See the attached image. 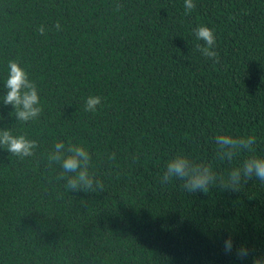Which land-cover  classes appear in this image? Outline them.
<instances>
[{
	"label": "trees",
	"instance_id": "obj_1",
	"mask_svg": "<svg viewBox=\"0 0 264 264\" xmlns=\"http://www.w3.org/2000/svg\"><path fill=\"white\" fill-rule=\"evenodd\" d=\"M193 3L186 14L184 0H0V130L37 142L23 159L0 147V264L264 259V182L207 194L160 183L177 153L210 163L218 181L264 158V0ZM199 26L214 31L219 62L197 50ZM9 60L37 86V120L3 104ZM89 96L101 97L94 113ZM220 134L255 136L254 151L221 161ZM57 142L88 150L102 189L66 188L48 159Z\"/></svg>",
	"mask_w": 264,
	"mask_h": 264
},
{
	"label": "clouds",
	"instance_id": "obj_2",
	"mask_svg": "<svg viewBox=\"0 0 264 264\" xmlns=\"http://www.w3.org/2000/svg\"><path fill=\"white\" fill-rule=\"evenodd\" d=\"M186 14L190 13L196 5L193 0H184ZM57 31L61 29L59 22L56 23ZM37 31L45 34V29L40 26ZM197 40L204 42V46L197 45V50L201 55L219 62V56L214 47L216 37L214 31L206 26H199L194 29ZM9 71L5 82L6 94L3 97L5 106L11 105L15 112L18 122L27 123L39 118L43 109L39 106L38 90L35 82L31 81L28 73L20 66L16 60H9L7 65ZM101 104V97L89 96L85 102L84 110L95 112L97 105ZM217 145L216 156L221 161L231 163L241 151H254L253 145L257 140L255 136H231L220 134L215 137ZM0 147H3L12 155L21 159L33 156L34 149L37 147L35 140L28 139L25 135H13L11 130H0ZM115 158V155L111 157ZM50 162H56L62 166V173L58 179H66V188L70 191L93 192L94 184L96 187L103 188L102 182L94 179L89 172L91 156L83 146L69 144L67 147L63 142H57L54 145V151L49 153ZM256 177L264 182V158L252 156L246 159L239 167L233 168L227 180H219L213 171L210 163H196L188 156L177 153L167 164L160 183L166 185L173 179L183 182L184 190L191 194L202 192L207 194L210 187L216 186L222 190H239L242 182ZM225 254L233 253V241L228 237L224 242ZM237 259L244 261L250 255V250L246 246H240L235 249ZM253 264H264V259L260 257L253 258Z\"/></svg>",
	"mask_w": 264,
	"mask_h": 264
}]
</instances>
